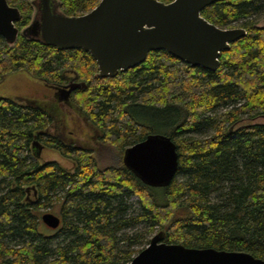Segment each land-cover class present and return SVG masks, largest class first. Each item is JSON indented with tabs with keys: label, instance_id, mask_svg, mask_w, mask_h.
<instances>
[{
	"label": "trees",
	"instance_id": "trees-1",
	"mask_svg": "<svg viewBox=\"0 0 264 264\" xmlns=\"http://www.w3.org/2000/svg\"><path fill=\"white\" fill-rule=\"evenodd\" d=\"M6 1L19 10L15 26L23 29L32 0ZM99 1L59 0L67 16ZM201 16L218 28L246 30L213 72L153 51L136 68L94 78L96 62L82 50L20 35L10 48L0 37V82L24 71L45 86L84 83L69 103L98 132L99 151L118 153L114 164L100 166L92 150L48 135L53 120L44 103L0 96V264L129 263L156 231L168 244L264 260V30L255 27L264 0L218 1ZM151 134L170 137L176 150V174L161 187L123 164L124 151ZM34 140L72 167L40 165ZM44 210L60 217L56 230L41 222Z\"/></svg>",
	"mask_w": 264,
	"mask_h": 264
},
{
	"label": "water",
	"instance_id": "water-1",
	"mask_svg": "<svg viewBox=\"0 0 264 264\" xmlns=\"http://www.w3.org/2000/svg\"><path fill=\"white\" fill-rule=\"evenodd\" d=\"M218 1L223 0H100L87 13L67 16L59 0H32L30 21L19 30L15 26L21 18L19 10L0 0V37L10 48L20 35L59 51L82 50L96 62L94 78H113L136 68L153 51H165L191 67L213 72L221 53L246 36L244 28H218L201 16L204 8ZM255 27L264 30V19ZM81 88L84 83H70L56 91L66 101L72 90ZM32 149L39 157L42 145L34 140ZM123 164L149 186L167 185L176 174L175 146L166 135H148L124 151ZM40 219L52 230L60 225L53 213H43ZM164 239L165 233L157 232L124 264H264L245 252L187 248Z\"/></svg>",
	"mask_w": 264,
	"mask_h": 264
},
{
	"label": "rangeland",
	"instance_id": "rangeland-1",
	"mask_svg": "<svg viewBox=\"0 0 264 264\" xmlns=\"http://www.w3.org/2000/svg\"><path fill=\"white\" fill-rule=\"evenodd\" d=\"M47 93H50V90L43 83L36 79H33L24 71L11 73L10 75L5 76L4 79L0 82L1 97H20L39 100L42 98L43 95ZM72 115H74V112L71 114L70 111V119ZM72 123H74V125ZM72 123L69 121V124H67V128L65 129V131L71 132V134L74 135H78L80 132V128L83 126V122L81 119L75 117L74 119H72ZM88 135L90 136L91 133H89ZM87 144L89 145V147H91L95 146L96 142H89ZM94 156L99 159L100 166H107L115 163L118 157V153L114 149H103L100 153L96 152ZM37 161L39 162V164L45 162H58L61 166L65 167L66 169H70L72 167V164L68 159L63 158L55 152H52L47 149L42 150L40 154V159ZM135 201V197L129 199V202L134 203ZM46 212H48V210H44V213ZM156 232L154 234H156Z\"/></svg>",
	"mask_w": 264,
	"mask_h": 264
},
{
	"label": "flooded vegetation",
	"instance_id": "flooded-vegetation-1",
	"mask_svg": "<svg viewBox=\"0 0 264 264\" xmlns=\"http://www.w3.org/2000/svg\"><path fill=\"white\" fill-rule=\"evenodd\" d=\"M70 83H74V82H71V81L68 82V84ZM68 84H66L65 86H67ZM46 87L50 90V93L43 95L42 98L39 100L20 98V97H14L11 99L17 103H33L34 101H39V102L44 103L46 105L45 106L46 109L51 114L52 120H53L52 127L50 126L47 128L48 135L58 137L59 139L65 141L64 143H67L73 146V148L88 149V150H92V152L94 153L96 152L100 153L101 151H99V149L103 147L101 146L100 143H98L100 142L99 138H97L98 132L92 127V125L88 123L87 120L84 119V117L79 115V113L71 107L69 103V97L66 101L63 99L62 93L56 91V88L58 87H54V86H46ZM53 103L60 105L61 108H58V106L54 107ZM70 111H71V114L74 112V115H72L71 119L69 117ZM75 117L78 119H81L83 122V126L80 128V132L78 135L77 134L74 135V134H71V132L65 131V129L67 128V124H69V121L72 123V119H74ZM72 124L74 125V123ZM89 133H91L90 136L88 135ZM89 142H96V145L89 147V145L87 144ZM45 149L46 148L42 145V150H45ZM36 159L39 160L40 156L36 157ZM60 222H61V219H60ZM53 230H56V229H53Z\"/></svg>",
	"mask_w": 264,
	"mask_h": 264
}]
</instances>
